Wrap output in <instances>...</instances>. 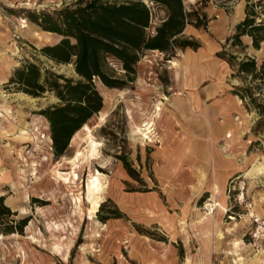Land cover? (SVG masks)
I'll use <instances>...</instances> for the list:
<instances>
[{"label": "rangeland", "instance_id": "obj_1", "mask_svg": "<svg viewBox=\"0 0 264 264\" xmlns=\"http://www.w3.org/2000/svg\"><path fill=\"white\" fill-rule=\"evenodd\" d=\"M73 1L0 0V195L11 211L0 223V264H264V127L257 126L256 102L236 96V127L225 130L227 145L218 143L238 171L221 182L195 144L183 139L181 116L172 108L175 93H184L176 86L180 49L172 56L145 51L135 80L122 88L95 78L102 108L73 133L62 155L54 154L41 110L58 98L48 89L33 96L9 80L26 62L77 78L71 62L56 63L40 52L60 36L28 16ZM241 1L196 0L189 10L229 16L236 6L237 16ZM148 4L154 28L165 10ZM255 11L257 21L264 20V5ZM222 42L235 56L227 75L232 88L250 86L249 94L264 104V81L236 70L246 57L264 60V40L259 48ZM105 62L125 78L117 59ZM148 120L154 124L145 138L139 126ZM199 146L206 147L204 141ZM94 179L102 189L91 194ZM22 219L21 231H6V223Z\"/></svg>", "mask_w": 264, "mask_h": 264}, {"label": "trees", "instance_id": "obj_2", "mask_svg": "<svg viewBox=\"0 0 264 264\" xmlns=\"http://www.w3.org/2000/svg\"><path fill=\"white\" fill-rule=\"evenodd\" d=\"M148 3L161 6L165 16L152 28L153 13ZM264 0H247L245 16L235 26L230 45L243 46L240 35L247 34L252 45L259 48L264 40V20L257 21L255 7L263 6ZM30 19L41 29L56 33L60 39L46 44L40 52L56 63H72L77 78L67 77L50 70L41 71L35 62H26L14 70L9 82H15L21 90L39 96L45 89L58 98L41 110L50 127V136L55 155H62L67 149L73 133L86 123L103 105L102 94L95 86L98 78L108 87L122 88L131 84L136 77L137 63L147 50L171 52L199 43L183 35L187 24L205 27L207 15L198 10H187L183 0H75L52 11L29 12ZM217 56L233 66V54L221 50ZM113 57L120 63L124 77L108 71L106 58ZM237 74L249 75L252 80L264 81V60L257 63L246 57L237 62ZM250 86L233 88L232 93L241 99L256 102L260 115L258 127H264V104L257 102L250 93ZM129 175L133 169L122 154H117ZM11 215L10 208L0 195V223ZM26 220L15 226L6 223V231H21ZM17 225V226H16Z\"/></svg>", "mask_w": 264, "mask_h": 264}, {"label": "crops", "instance_id": "obj_3", "mask_svg": "<svg viewBox=\"0 0 264 264\" xmlns=\"http://www.w3.org/2000/svg\"><path fill=\"white\" fill-rule=\"evenodd\" d=\"M246 2L247 0L241 1V7L238 8L240 14L237 16L236 6L234 14L229 16L220 13L216 17H210L207 10L203 9L207 15L205 28L208 32L202 29L203 26L187 24L183 35L196 40L199 46L196 49H180L181 56L176 57L180 62V77L176 86L184 93H177L173 98L175 105L172 108L181 116L183 139L195 144L197 156L207 159L204 164L208 167L211 165L213 175H218L221 182L238 171L237 163L223 154L218 143L223 140L224 145H227L228 138L224 136V132L226 129H235L233 114L237 112L238 104L237 95L232 93L233 83L227 78L229 64L224 58L217 56V52L223 49L222 41L226 42L234 33L235 26L244 18ZM188 3V6L184 4L187 10L195 5L196 0H188ZM240 39L244 47L253 48L249 35H240ZM230 42L231 39L228 41L229 45ZM201 141H204L206 147L199 146Z\"/></svg>", "mask_w": 264, "mask_h": 264}, {"label": "bare ground", "instance_id": "obj_4", "mask_svg": "<svg viewBox=\"0 0 264 264\" xmlns=\"http://www.w3.org/2000/svg\"><path fill=\"white\" fill-rule=\"evenodd\" d=\"M237 14V13H236ZM170 63L172 64V65H176V59H171L170 60ZM177 93H179V92H176L175 94H177ZM157 109L159 110L160 109V107L158 106L157 107ZM6 115V114H5ZM22 117V116H21ZM23 124V123H22ZM153 121H145L142 125H140L139 126V132L142 134V136L143 137H145V138H149L150 137V132L152 131V126H153ZM22 126H25V124L24 125H22ZM26 128V127H25ZM229 131V130H228ZM22 132H24V134H32V138H34L35 136L33 135V133H29L28 132V130H22ZM228 133V132H227ZM30 135H25L24 136V138H29L30 137ZM229 136H230V134H228ZM31 138V137H30ZM152 138H150V140H151ZM253 166V165H252ZM250 172V171H249ZM254 173V172H253ZM92 179V178H91ZM95 179H97L96 177H95ZM95 179L94 180H90L91 182L88 184V188H89V190H90V193L91 194H94V193H100V191H101V185L99 184V182H98V180L97 181H95ZM217 188V187H216ZM214 205H217L218 206V208H222V206L220 205V204H218L217 202L216 203H214ZM210 206H212V205H210ZM209 206V209L211 210V207ZM259 258V257H258ZM262 259V258H261ZM258 261V260H257ZM259 264H262L263 262H262V260H260L259 262H258ZM256 264V263H255Z\"/></svg>", "mask_w": 264, "mask_h": 264}, {"label": "built area", "instance_id": "obj_5", "mask_svg": "<svg viewBox=\"0 0 264 264\" xmlns=\"http://www.w3.org/2000/svg\"><path fill=\"white\" fill-rule=\"evenodd\" d=\"M240 195L243 196V191L240 192ZM213 209V208H212Z\"/></svg>", "mask_w": 264, "mask_h": 264}]
</instances>
